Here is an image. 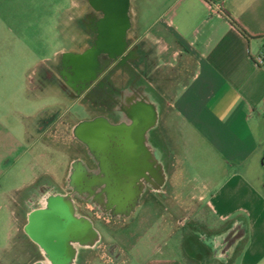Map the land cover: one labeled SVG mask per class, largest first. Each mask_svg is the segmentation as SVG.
I'll list each match as a JSON object with an SVG mask.
<instances>
[{
	"label": "crops",
	"instance_id": "0c3cea01",
	"mask_svg": "<svg viewBox=\"0 0 264 264\" xmlns=\"http://www.w3.org/2000/svg\"><path fill=\"white\" fill-rule=\"evenodd\" d=\"M134 1L136 40L156 66L179 73L166 111L179 125L166 185L189 186L198 205L190 253L164 243L139 264H264V65L253 63L264 0ZM168 120H159L164 137Z\"/></svg>",
	"mask_w": 264,
	"mask_h": 264
},
{
	"label": "flooded vegetation",
	"instance_id": "af4514ba",
	"mask_svg": "<svg viewBox=\"0 0 264 264\" xmlns=\"http://www.w3.org/2000/svg\"><path fill=\"white\" fill-rule=\"evenodd\" d=\"M134 2L84 0L77 24L87 43L80 51L62 53L55 67L59 91L70 100L80 101L74 105L85 111L87 105L91 115L77 119L73 125L64 112L37 114L31 119L26 136H31L35 144L63 151L69 157L59 183L47 172L33 174L22 192L21 196L27 195L21 201L25 209L22 230L40 257L32 264L47 261L33 235L38 212L59 209L64 222L74 219L89 224L95 237H84L82 246L73 244L72 264H85L82 254L97 251L101 242L97 222L123 224L148 197L165 195L170 153L159 117L161 84L168 78L159 66L153 70L156 77L152 75V60L142 41L136 40L131 12ZM92 50L96 51L94 58L80 70L62 58L63 54L84 55ZM150 104L155 106L152 126L145 109ZM89 122L101 126L78 129ZM109 183L112 189L121 187L119 183L126 189L122 206L103 192ZM186 226L193 231L194 225Z\"/></svg>",
	"mask_w": 264,
	"mask_h": 264
},
{
	"label": "rangeland",
	"instance_id": "374dc122",
	"mask_svg": "<svg viewBox=\"0 0 264 264\" xmlns=\"http://www.w3.org/2000/svg\"><path fill=\"white\" fill-rule=\"evenodd\" d=\"M83 2L0 0V264H32L40 258L22 230L25 209L21 201L27 195H21L33 174L47 172L59 183L68 163L69 157L63 151L44 148L26 136L32 117L64 112L73 125L77 119L91 115L87 105L86 111L74 105L80 101L68 99L55 82L61 54L80 51L87 43L77 24ZM156 65V59L152 60V72ZM163 72L168 79L161 84L159 120L163 124L169 119L164 138L173 155L178 148L179 125L166 111L179 89V73L167 68ZM152 75L156 77L155 72ZM171 170L169 167L168 173ZM169 179L164 197H148L123 224L97 222L101 242L97 251L82 254L84 263L139 264L153 255L156 245L163 247L164 243L188 252V242L194 240L198 226L194 215L198 205L189 186L174 187ZM119 185L112 189L109 183L103 192L122 206L126 189ZM185 223L194 225L193 231ZM6 235H10L8 242ZM163 249L165 255L177 254Z\"/></svg>",
	"mask_w": 264,
	"mask_h": 264
},
{
	"label": "water",
	"instance_id": "95a60500",
	"mask_svg": "<svg viewBox=\"0 0 264 264\" xmlns=\"http://www.w3.org/2000/svg\"><path fill=\"white\" fill-rule=\"evenodd\" d=\"M95 54L96 51L92 50L84 55L63 54L62 58L66 62H70L77 70H80L87 66V61H91ZM88 56L89 59L85 60ZM145 109L146 113L151 116L152 126L155 118V106L150 104ZM100 126L98 122H89L79 125L78 129L93 130ZM105 128L107 127H103V129ZM95 138L96 136L94 135L93 139ZM57 210L38 212L35 215L34 221L37 229H35V234H33L35 236L34 240L40 246L47 261L34 264H72L75 255L73 244L77 243L82 246L81 240L84 237H93L94 233L85 220L78 221L73 219L72 221L64 222L61 220L63 213Z\"/></svg>",
	"mask_w": 264,
	"mask_h": 264
},
{
	"label": "built area",
	"instance_id": "2783aa9c",
	"mask_svg": "<svg viewBox=\"0 0 264 264\" xmlns=\"http://www.w3.org/2000/svg\"><path fill=\"white\" fill-rule=\"evenodd\" d=\"M254 65L263 66L264 65V49L259 53V55L253 60Z\"/></svg>",
	"mask_w": 264,
	"mask_h": 264
},
{
	"label": "trees",
	"instance_id": "16d2710c",
	"mask_svg": "<svg viewBox=\"0 0 264 264\" xmlns=\"http://www.w3.org/2000/svg\"><path fill=\"white\" fill-rule=\"evenodd\" d=\"M206 1L210 2V0H206ZM229 22L242 36H244L247 39L249 38V36L241 28H239L234 21L229 19Z\"/></svg>",
	"mask_w": 264,
	"mask_h": 264
}]
</instances>
